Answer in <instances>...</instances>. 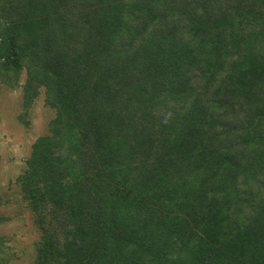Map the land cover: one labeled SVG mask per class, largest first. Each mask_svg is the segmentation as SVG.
<instances>
[{"label": "trees", "instance_id": "1", "mask_svg": "<svg viewBox=\"0 0 264 264\" xmlns=\"http://www.w3.org/2000/svg\"><path fill=\"white\" fill-rule=\"evenodd\" d=\"M0 84L28 264H264V0H0Z\"/></svg>", "mask_w": 264, "mask_h": 264}, {"label": "rangeland", "instance_id": "2", "mask_svg": "<svg viewBox=\"0 0 264 264\" xmlns=\"http://www.w3.org/2000/svg\"><path fill=\"white\" fill-rule=\"evenodd\" d=\"M25 78L20 75V84ZM21 86L15 88L0 84V214L8 219L0 221V233L8 238L15 253L11 264H28L34 252L38 230L30 210L21 199L15 176L23 169L31 143L48 130L53 109L45 106L41 93L33 103L29 126L17 118L21 111Z\"/></svg>", "mask_w": 264, "mask_h": 264}]
</instances>
